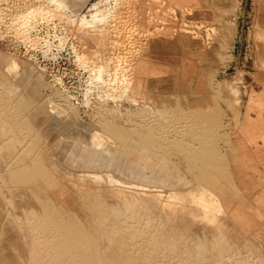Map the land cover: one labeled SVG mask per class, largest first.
Instances as JSON below:
<instances>
[{"label": "rangeland", "instance_id": "obj_1", "mask_svg": "<svg viewBox=\"0 0 264 264\" xmlns=\"http://www.w3.org/2000/svg\"><path fill=\"white\" fill-rule=\"evenodd\" d=\"M138 1L89 0L80 7V14H74L63 0H0V149L2 153L7 150L0 154V181L4 171L33 161L45 164L51 156L50 149L39 140L16 104L17 96L34 85H39L36 87L39 96L26 111L40 102L50 112L46 120L61 126L65 135L89 139L97 133L103 137V148L110 149L117 143L112 134L100 127L106 122L126 130L141 127L144 134L152 132L160 140L197 146V137L203 128L190 120L192 108L201 106L212 110L215 122L206 132L211 145L226 159L225 167L236 181L230 154L236 108L228 103L226 92H222V98L227 102L213 103V97L209 96L211 90L204 83L216 86L224 78L230 79L237 69L244 70L251 81L255 78L254 56L250 53V31L255 17L252 0H241L243 13L236 18L234 47L226 52L229 59L221 64L205 65L202 80L197 69L184 81L153 82L148 86L152 99L131 104L123 98L140 46L141 38L137 37L144 36L137 25ZM186 23L190 25V20ZM182 48L165 46L155 61L171 64L174 57L182 56L185 51ZM168 70L170 73L164 76L176 74L172 67ZM161 95L177 101L176 111H162L151 104ZM70 117L75 121L70 122ZM42 155H46L45 159ZM172 159L181 171H186L187 164L182 157ZM47 168L53 170L50 166ZM61 172L78 201L77 209L72 208L77 217L68 209L50 207L41 200L30 205L26 195L11 198L6 195V203L3 201L5 190L0 188V213L2 218L5 215L0 227V264H131L139 259L150 264H204L206 261L264 264V257L250 250L249 241L235 234L220 207L212 206L211 194L207 191L175 193L181 199L175 203L177 209H170L167 202H155L142 193L144 188L124 185L104 170L93 176ZM112 179L119 183H112ZM192 195L197 198L195 201H191ZM207 202L208 208L203 204ZM182 209L188 211L193 222L190 218L179 220ZM8 210L11 214L7 216ZM202 219L212 220V224ZM136 224L141 225L139 229L162 231L156 238L127 235L125 229L137 227ZM109 233L116 236L113 238ZM111 245L115 248H106ZM145 250L152 253L144 254Z\"/></svg>", "mask_w": 264, "mask_h": 264}, {"label": "crops", "instance_id": "obj_2", "mask_svg": "<svg viewBox=\"0 0 264 264\" xmlns=\"http://www.w3.org/2000/svg\"><path fill=\"white\" fill-rule=\"evenodd\" d=\"M63 1L72 13L80 14V7L89 0ZM92 3L88 4L87 9ZM252 5L255 17L250 31V53L254 56L255 78L251 81L244 70L237 69L230 79L224 78L216 86L204 83L211 90L209 96L213 97V103L227 102L222 98V92H226L228 103L236 108L233 116V146L230 151L235 166L232 174L236 181L225 167L226 159L221 157L216 146L211 145L210 136L206 132L215 122L212 110L195 106L190 116L188 114L194 124L203 128L197 137V146L160 140L152 132L144 134L141 127L126 130L106 122L100 127L112 134L117 143L114 149H110L103 148V137L97 133L89 139L72 134H66L69 136L65 138L61 126L46 120L50 112L40 102L26 111L39 96L36 89L39 85H34L17 96L16 104L39 140L50 149L51 156L45 164L33 161L4 171L0 181V188L5 190L3 201H6V195H26L30 204H38V200H41L43 204L68 209L77 217L72 208L77 209L78 201L64 182L66 177L61 171L79 176L99 174L104 170V173L116 177L124 185L159 192L198 194L207 191L217 199L223 216L235 234L246 238L250 250L264 257V248L256 247H264V0H252ZM239 13H243L241 0H139L136 6L137 25L144 36L137 37L141 38L140 46L132 63L127 94L123 99L131 104L151 100L148 86L153 82L172 79L184 81L186 76L197 69L200 70L198 78L202 80L205 65L221 64L230 58L226 52L234 47ZM186 20H190V25H187ZM168 45L183 47L185 51L182 56L174 57L171 64L155 61L159 60L162 48ZM169 67L176 74L164 76L170 73ZM151 104L156 109L174 112L177 101L161 95ZM212 108L219 111L216 107ZM69 121L74 122L75 118L70 117ZM1 133L0 129V139ZM173 156H180L186 161L185 172L178 168ZM4 218L5 215L2 218L0 213V227ZM136 226L125 229V233L156 238L162 231L144 228L140 229L141 232L138 227L140 224ZM114 235L109 233L113 238ZM106 248L113 249L115 246ZM147 252L145 250L144 254ZM135 263L151 262L139 259L131 264ZM213 263L216 262L204 264Z\"/></svg>", "mask_w": 264, "mask_h": 264}, {"label": "bare ground", "instance_id": "obj_3", "mask_svg": "<svg viewBox=\"0 0 264 264\" xmlns=\"http://www.w3.org/2000/svg\"><path fill=\"white\" fill-rule=\"evenodd\" d=\"M134 5V4H133ZM136 5V4H135ZM125 6V5H124ZM124 6H123V8H124ZM120 7V6H119ZM123 12V11H122ZM115 14H118V13H115ZM134 14V13H133ZM119 16V15H118ZM116 17V16H115ZM120 17V16H119ZM119 19V18H118ZM121 25V24H120ZM125 26V25H124ZM124 31V30H123ZM1 98V97H0ZM3 105V104H2ZM3 111V110H2ZM1 112V111H0ZM18 126V125H17ZM19 131V130H18ZM17 132V131H16ZM16 138V137H15ZM11 146V145H10ZM18 146V145H17ZM10 148V147H9ZM14 152V151H13ZM20 152V151H19ZM28 152V151H27ZM5 153H7V150H5V152L4 153H2V154H5ZM10 153V152H9ZM11 154V153H10ZM4 156V155H3ZM2 156V157H3ZM21 156H23V155H21ZM1 158V157H0ZM4 158V157H3ZM6 158V157H5ZM2 161V160H1ZM1 164V163H0ZM3 165V164H2ZM17 166V165H16ZM91 176V175H90ZM93 176V175H92ZM89 181H92V179L91 180H89ZM116 179H112L111 180V182L112 183H116ZM118 182V181H117ZM119 183V182H118ZM119 187V186H118ZM139 189V188H138ZM140 191V190H139ZM137 192V191H136ZM79 193V192H78ZM89 193V192H88ZM87 193V194H88ZM142 193H144V194H148L149 196H151L153 199V201H155V202H167L168 203V206H169V208L170 207H176V209H177V206L175 205V203H178V201L177 200H179V199H181L180 197H178L175 193H168V192H163V191H153V190H151V189H149V188H144L143 189V191H142ZM209 194V193H208ZM210 195V194H209ZM180 196V195H179ZM211 197L209 198L212 202H211V204H212V206L213 207H215L216 209L218 208L219 209V203H218V201H217V199L215 198V197H213L212 195H210ZM11 198V197H10ZM8 199V198H7ZM6 199V200H7ZM195 199H197L194 195H192V197H191V201H195ZM183 200V199H182ZM154 202V203H155ZM197 202V201H196ZM199 202V201H198ZM165 203H163V204H165ZM45 204V203H44ZM93 204V203H92ZM153 204V203H152ZM202 204V203H201ZM206 207L207 206H209V204L210 203H203ZM31 205V204H30ZM26 206V205H25ZM41 206V205H40ZM52 205H50V207H51ZM28 207V206H27ZM27 207H25V208H27ZM45 207H47V206H45ZM23 208V207H22ZM48 208V207H47ZM208 208V207H207ZM28 209H30V208H28ZM171 209V208H170ZM27 210V209H26ZM44 210V209H43ZM148 210V209H147ZM20 211V210H19ZM31 212H32V210H30ZM9 212V210L7 211V213ZM28 212H29V210H28ZM30 212V213H31ZM134 212V211H133ZM150 212V211H149ZM39 213V212H38ZM11 214V212L10 213H8L7 214V216L8 215H10ZM121 214V213H120ZM190 214H188V211H186V210H184V209H182V210H180V215H179V220H186L187 218H190V217H188ZM202 215V214H201ZM6 216V217H7ZM12 216V215H11ZM18 216V215H17ZM20 216V215H19ZM147 216V215H146ZM196 216V215H195ZM26 217V216H25ZM74 217V216H73ZM38 218V217H37ZM47 218V217H46ZM110 218V217H109ZM208 218V217H207ZM206 218V219H207ZM216 218V217H215ZM7 219V218H6ZM17 219V218H16ZM15 219V220H16ZM24 219V218H23ZM108 219V218H107ZM154 219V218H153ZM172 219V218H171ZM191 219V221L193 222V220H192V218H190ZM193 219H194V217H193ZM211 219V218H210ZM140 221L142 220V219H139ZM164 220V219H163ZM203 220V219H202ZM20 221V220H19ZM18 221V222H19ZM25 221V220H24ZM33 221V220H32ZM137 221V220H136ZM151 221V220H150ZM154 221V220H153ZM157 221V220H156ZM160 221V220H159ZM166 221H167V219H166ZM165 221V222H166ZM212 221V220H211ZM211 221H209V219L208 220H203L202 222H204V223H206V224H212L211 223ZM5 222H6V220H5ZM27 222V221H26ZM137 222H139V221H137ZM183 222V221H182ZM198 222V221H197ZM7 223V222H6ZM102 223V222H101ZM109 223H110V221H109ZM155 223V222H154ZM199 223V222H198ZM216 223V222H215ZM8 224V223H7ZM166 224V223H165ZM26 225V224H25ZM177 225V224H176ZM207 225V226H208ZM122 226V225H121ZM170 226V225H169ZM140 227H141V225H140ZM152 227V226H151ZM174 227V226H173ZM100 228V227H99ZM101 229V228H100ZM146 229V228H145ZM177 229V228H176ZM210 229V228H209ZM25 230V229H24ZM140 230V229H139ZM155 230V229H154ZM44 231V230H43ZM96 231V230H95ZM105 231V230H104ZM141 231V230H140ZM169 231V230H168ZM142 232V231H141ZM102 233V232H101ZM168 233V232H167ZM157 234V233H156ZM103 235H105V234H103ZM145 235V234H144ZM162 235H163V233H162ZM183 235V234H182ZM115 236V235H114ZM178 236H180V235H178ZM183 237V236H182ZM132 238V237H131ZM150 241V240H149ZM148 241V242H149ZM159 241V240H158ZM170 241V240H169ZM179 242V241H178ZM117 243V242H116ZM165 243V242H164ZM147 244V243H146ZM180 244H181V242H180ZM119 245V244H118ZM168 245V244H167ZM186 245V244H185ZM128 246V245H127ZM151 246V245H150ZM149 246V247H150ZM147 247V246H146ZM164 247V246H163ZM148 248V247H147ZM197 249V248H196ZM135 250V249H134ZM133 250V251H134ZM155 250V249H154ZM182 250V249H181ZM163 253V252H162ZM168 253V252H167ZM138 254V253H137ZM197 254V253H196ZM158 255V254H157ZM155 256V255H154ZM180 256V255H179ZM165 257H167V255L165 256ZM189 257V256H188ZM196 257V256H195ZM194 257V258H195ZM161 259V258H160ZM200 260H201V257H200ZM209 260V259H208ZM203 261V260H202ZM206 261V260H205ZM204 261V262H205ZM181 262V261H180ZM207 262V261H206Z\"/></svg>", "mask_w": 264, "mask_h": 264}]
</instances>
